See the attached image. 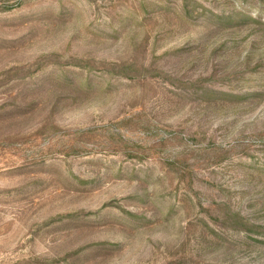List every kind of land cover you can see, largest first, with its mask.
I'll return each mask as SVG.
<instances>
[{"label": "rangeland", "instance_id": "374dc122", "mask_svg": "<svg viewBox=\"0 0 264 264\" xmlns=\"http://www.w3.org/2000/svg\"><path fill=\"white\" fill-rule=\"evenodd\" d=\"M0 264H264V0H0Z\"/></svg>", "mask_w": 264, "mask_h": 264}]
</instances>
